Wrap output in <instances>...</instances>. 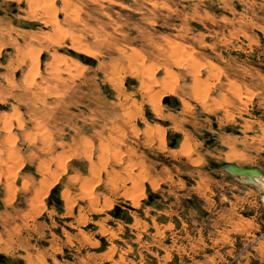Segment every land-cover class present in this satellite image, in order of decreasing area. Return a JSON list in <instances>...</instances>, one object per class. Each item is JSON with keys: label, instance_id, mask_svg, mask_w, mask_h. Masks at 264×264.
<instances>
[{"label": "rangeland", "instance_id": "rangeland-1", "mask_svg": "<svg viewBox=\"0 0 264 264\" xmlns=\"http://www.w3.org/2000/svg\"><path fill=\"white\" fill-rule=\"evenodd\" d=\"M224 163L264 174V0H0V264H264Z\"/></svg>", "mask_w": 264, "mask_h": 264}, {"label": "water", "instance_id": "water-1", "mask_svg": "<svg viewBox=\"0 0 264 264\" xmlns=\"http://www.w3.org/2000/svg\"><path fill=\"white\" fill-rule=\"evenodd\" d=\"M80 58H83L80 55ZM221 168L225 171L237 175L242 178L244 183H250L253 185H258L256 178H260V171L256 167H241L234 163H224L221 165ZM154 195H148V199L145 201L146 204H150L154 199Z\"/></svg>", "mask_w": 264, "mask_h": 264}, {"label": "crops", "instance_id": "crops-1", "mask_svg": "<svg viewBox=\"0 0 264 264\" xmlns=\"http://www.w3.org/2000/svg\"><path fill=\"white\" fill-rule=\"evenodd\" d=\"M224 172H226L230 177H233L234 178V181H235V186L234 187L235 188L245 189L247 191V193L248 192L253 193V190H256L257 192L264 190V186L263 185H260V187H259V185H253V184H250V183H244L241 177H238L237 175H233V174H231V173H229V172H227L225 170H224ZM153 195L155 196L154 198H157L158 197V195H156V194H153ZM262 198L264 199V195H262ZM150 205H153V203L151 202ZM197 213L201 217L208 216V213L206 211H198ZM217 215L218 214H216V217H217ZM216 239H217V237H216ZM220 242L221 241H218V243H217L218 246L220 244H222ZM217 244H216V247H217ZM219 247H221V246H219ZM214 251H216V254H218L219 256H221L222 253H220L219 250H214ZM146 264H152V263H146Z\"/></svg>", "mask_w": 264, "mask_h": 264}, {"label": "bare ground", "instance_id": "bare-ground-1", "mask_svg": "<svg viewBox=\"0 0 264 264\" xmlns=\"http://www.w3.org/2000/svg\"><path fill=\"white\" fill-rule=\"evenodd\" d=\"M31 2H32V1H30V3H31ZM31 5H32V3H31ZM95 168H96L95 164H90V166H89V170H91V172H93ZM259 171H260V170H259ZM260 176H261L260 178H256V181H257V184H258V185H260V183H261L260 179L264 177V174H263L262 171H260ZM90 181H91V178H89V179H85V180H84V184H88ZM81 183H83V181H82Z\"/></svg>", "mask_w": 264, "mask_h": 264}]
</instances>
